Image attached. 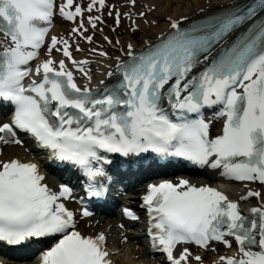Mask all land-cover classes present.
Segmentation results:
<instances>
[{"label":"snow or ice","instance_id":"snow-or-ice-1","mask_svg":"<svg viewBox=\"0 0 264 264\" xmlns=\"http://www.w3.org/2000/svg\"><path fill=\"white\" fill-rule=\"evenodd\" d=\"M125 5L134 8L136 0ZM105 9L116 27L122 17L133 16L106 0H89L86 6L75 0L59 5L0 0V106H13L10 122L0 123V145L24 147V134L50 160L80 171L90 201L102 200L115 183L103 167L111 163L105 154L181 158L218 170L226 180L264 188V0H234L187 26L173 21L170 31L139 51L127 44L107 80L95 88L91 61L75 60L68 39L52 36L48 58L34 72L25 67L45 46L57 15L71 23L80 18L71 33L91 44L89 27L104 23L92 13ZM53 50L62 52L87 83H77L64 59L51 58ZM76 50L82 51L78 44ZM90 51L112 59L107 51ZM29 75L39 79L26 86ZM221 119V132L213 137L212 124ZM44 179L37 163L0 160V243L16 246L59 236L40 254V264H112L106 236L78 231L77 211L65 204L76 200L80 218H87L92 212L84 200L65 184L50 189ZM251 198L259 203L244 213L241 203ZM142 201L150 251L162 253L168 264H202L201 256L182 245L215 252L214 245L231 249L233 243L235 253L219 255L216 264H264V191L249 188L233 201L214 187L181 178L148 184ZM122 214L139 219L128 208Z\"/></svg>","mask_w":264,"mask_h":264},{"label":"bare ground","instance_id":"bare-ground-1","mask_svg":"<svg viewBox=\"0 0 264 264\" xmlns=\"http://www.w3.org/2000/svg\"><path fill=\"white\" fill-rule=\"evenodd\" d=\"M122 1L125 0H113L114 3L118 5V8L121 9ZM148 1V2H146ZM79 2L85 4L84 0H79ZM139 2V6L141 8H129L126 5L124 6V12L131 11L133 13V16L131 19L128 17H122V25L119 31H123V36L121 38H118L120 41L121 48L120 53L115 54L110 60H105L104 66H111L113 63L111 62L116 56H121L122 49L127 46V44L131 43L135 49H142L145 47L146 43H153L158 36L164 34L169 26L170 23L173 21H179L181 24L183 22H190L192 20H196L198 18L204 17L205 15L219 11L221 8L227 7L231 3L234 2V0H193L192 3L184 0H174V7L170 11L169 8L172 4L171 1L165 0L164 3L160 0H137V3ZM147 7V10L144 12L145 16L142 20L140 19L139 13L142 10V7ZM152 6H156V11H149ZM110 23H112L113 18L109 19ZM132 28L139 29L141 32V43L139 41H136L132 37ZM58 28H55V33H58ZM69 30V28H67ZM102 47L109 50L104 42H102ZM84 53L90 52V47L88 46L83 51ZM93 56V53H91ZM96 59H100L98 56H94ZM13 157L19 158L23 161L30 160V157L24 153V148L19 147H7L5 149V154L3 156V160L7 161L9 159H12ZM212 175V174H211ZM235 190L231 193V195H235L236 192L239 190L238 187L234 188ZM92 223H95V220H92ZM89 227L86 229L87 232L95 235L98 232H107V234H110L111 238H114L115 241L119 244V242L122 240V236H126L128 241L127 244L122 246L121 252H123L124 257L119 258L116 260V264H138V263H145L148 262L147 260V251L144 249V247L141 244L140 238H135L132 235L124 234L121 235L122 231H119L114 223H101L98 222L95 226ZM136 242V245L133 244ZM127 249V252L125 250ZM9 264H17V263H9ZM24 264V263H22Z\"/></svg>","mask_w":264,"mask_h":264},{"label":"rangeland","instance_id":"rangeland-1","mask_svg":"<svg viewBox=\"0 0 264 264\" xmlns=\"http://www.w3.org/2000/svg\"><path fill=\"white\" fill-rule=\"evenodd\" d=\"M184 1H188V2L192 3L193 0H184ZM163 3H164V2H163ZM174 5H175V4H173L172 6H170V8H169L170 11H171L172 8L174 7ZM136 36H137V35H136ZM138 37H139V38L141 37V32L138 33ZM133 38H134V37H133ZM121 255L124 257L123 252H122Z\"/></svg>","mask_w":264,"mask_h":264}]
</instances>
